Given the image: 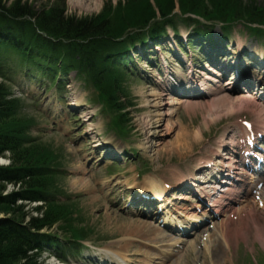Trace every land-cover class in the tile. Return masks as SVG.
Instances as JSON below:
<instances>
[{"label":"rangeland","instance_id":"obj_1","mask_svg":"<svg viewBox=\"0 0 264 264\" xmlns=\"http://www.w3.org/2000/svg\"><path fill=\"white\" fill-rule=\"evenodd\" d=\"M52 1L0 0V4L4 9L23 2L33 7L46 8ZM157 1L130 0L127 3L126 0H65V3L68 16L107 20L111 33H120L122 37L119 38L124 39L126 34L134 29L132 26L127 27L133 19L154 14L150 24L156 20L162 21L159 12L154 11L153 6ZM238 1L242 4L248 0ZM254 1L257 7L264 6V0ZM180 6V3H174V0L162 5L164 11L161 13L165 14L168 20L179 22L178 33L173 35L172 30L168 29L163 36H167L168 42L164 39L166 42L150 49L152 62L135 61L133 70L125 71L113 62L115 58L119 61L123 51L130 52V47H120L119 52L113 54L110 53L111 50L96 44L91 50L97 52L90 55L86 46L87 56L95 59V63L90 67L91 64L84 61L85 54L79 53L82 46L77 45V42L55 41L61 52H68L71 63L68 65L63 62V55L60 53L53 54V59L48 58L47 63L57 67L67 66L66 71L69 70L67 82L59 93L54 91L55 88L47 91V87H42L36 79L25 81L20 75L18 58L12 51L6 50L10 58L4 68L5 72L0 77V86L6 89V98L14 101L16 110L13 109L7 115L2 131L8 129V133H24L25 139L19 150L25 154V160L38 167L40 177L50 192L53 201L42 205V212L52 214L51 218L58 215V218L52 226L44 227L42 231L57 235L61 239L60 234L64 237L70 235V232L67 233L70 228L82 232L85 238L82 242L85 246L81 253H74L72 258H68L72 262L93 264V260L101 259L94 253L103 256L107 250L117 257L115 252L121 250L124 256L120 257H130L131 261L138 260L132 264H264V246L261 242L264 229L263 235L257 236L256 226L251 221L246 222L247 220L240 218L233 219L232 225L226 228L224 237L220 236L216 225L212 229L186 238L183 242H179L181 239L178 236L164 230L163 233H168L169 236L162 242L151 239L152 236L150 239L133 237L136 241L128 249L111 247L108 243L123 233H134L137 226L146 228L148 224L164 229L142 215L143 211L158 209H145L149 204L146 200H140L139 204L133 201L134 197L140 198L146 193L149 194L148 198L152 197V190L149 186L146 187L147 184L151 185L147 182L149 177L161 179L163 185H166L165 196L151 202V205L156 203L154 205L159 208L164 204V208L169 207V212H173L172 207L175 204L178 208L187 205L186 212L193 210L196 199L192 198V192L185 188L182 178L188 177L189 171L196 169L200 157L211 154L213 149L218 147L217 141L240 116L252 115L257 119L256 105L261 107L264 104V71L260 65H255L260 62L261 55L264 57V39L252 35L263 23L256 21L255 17H245L241 12L236 13L242 17L238 18L242 19L241 21L229 23L226 21L236 18L223 14L220 18L226 20L216 21L208 38L201 35L193 38L188 33L191 27L184 25L185 18L182 17L184 14H190L188 18H191V12H183ZM210 6L213 8L212 4ZM202 11H205V8ZM202 16L204 15L197 17L203 18ZM204 23L210 22L204 20ZM227 25L229 29L232 28L230 35L233 38L229 43L230 47L224 48L217 42L222 41L223 28H227ZM260 28L264 29L263 26ZM27 38L29 37L26 36ZM188 40H191L190 43ZM66 45L68 49L63 47ZM233 56H242L244 63L224 66L223 62L227 58L230 61ZM211 70L215 73L212 76L215 81L205 78V73L211 75ZM187 77H190L194 84L186 94L170 86V82L175 79L185 81ZM244 79L249 82L248 87L252 88L248 90L249 93H245L239 84ZM201 83H205L202 85L204 88L199 89L197 86ZM92 85L99 91H93ZM207 88L221 89L217 93H209ZM150 89L162 95L160 99L149 97L150 106H147L142 92H148ZM103 92L105 97L100 99L97 95ZM239 92H244L245 95H240ZM179 97L186 98V103L172 102L173 98ZM233 99H242L246 111L242 113L241 107L232 109ZM153 103H156L155 106H151ZM113 104L122 108L118 109ZM237 105L238 103L235 106ZM150 112L158 113L152 116V119H158V124L143 127V120ZM180 137H185L182 140L184 144L176 151L172 143ZM147 146L149 149L146 152ZM76 155L80 157V166L74 168ZM8 156L10 158L12 155L7 152L0 155V165H7L11 161ZM13 158H16V155ZM81 170L84 173H79ZM176 171L179 172L178 176L172 175ZM89 174L91 178L87 181ZM180 174L182 176H179ZM75 177L85 179L91 188H83L80 186L82 184L74 186ZM126 177L130 187H121L117 196L115 188H111V195L101 189L104 180L121 184L126 181ZM97 181L101 184L96 186ZM18 188L28 189L23 185ZM141 188L149 190L139 191ZM12 190L13 186L6 185L2 194H8ZM179 193L189 198H177ZM253 200L239 205L236 210L242 208L247 211L254 206L256 208ZM129 201L135 210L131 211L132 207L124 206ZM18 204L22 205L23 211L29 216L40 217L39 212H35V203L18 201ZM74 206L76 211L78 209L77 213ZM106 208L111 209L107 212L110 218L102 211ZM262 208L264 207L259 208V216L264 225ZM165 216L167 214L163 209L156 214L157 218L165 221L164 223L169 219ZM182 219L184 220L185 216H181ZM26 221L27 219L24 222ZM122 223L126 224L124 228L120 226ZM174 242L178 245H174ZM168 251L173 253L163 255V252ZM41 257L39 264H49L46 255ZM106 263L110 264L107 260Z\"/></svg>","mask_w":264,"mask_h":264},{"label":"trees","instance_id":"obj_2","mask_svg":"<svg viewBox=\"0 0 264 264\" xmlns=\"http://www.w3.org/2000/svg\"><path fill=\"white\" fill-rule=\"evenodd\" d=\"M129 1L126 0L127 3ZM169 1L172 2V0L156 2L157 11L162 18L164 17L162 22L150 24L148 21L150 16L145 20H142L144 17L133 19L127 27L132 26L138 30L127 35L124 39L119 38L122 37L120 33L119 35L111 33V30H109L111 26L107 20L68 16L65 0H53L46 8L33 7L28 5L27 2H23L10 5L4 9L0 4V55H3V52L12 47L27 46L28 49L34 48L37 53L50 51L52 54L60 53L63 55L62 57L68 58V52H61L55 41L58 43L75 41L77 45L82 46L79 47V53L85 54L91 67L92 63H95V59L88 57L87 54L88 51L90 55L97 52L91 50L96 44L104 46L114 54L119 52L122 45L135 40L138 41L147 34H150L154 39L160 38L163 35L165 25L176 29L175 25L178 22L168 20V17L165 18V14L161 13L164 11L162 5L169 3ZM178 1L183 12L204 15L202 16L204 19L226 20V18H220V16L227 14L233 17L238 16L236 13L241 12L245 17H255L257 18L256 21L264 23V6L257 7L254 0H248L242 4L238 0ZM209 3L212 4L213 8ZM203 8H205V11H202ZM126 11L129 10L126 9ZM9 20L12 21V26L8 25ZM183 21L185 24H189L188 22L198 23L188 17ZM146 26H149L150 29L142 31ZM206 29L201 25H196L194 34H208L209 32ZM26 36L29 38L26 39ZM98 41L102 44L100 45ZM68 45L63 47L68 49ZM71 45L73 46V43ZM86 46H88V51ZM25 60L33 61V58L26 57ZM104 97V92L99 93L100 99ZM113 106L116 107L117 104H113ZM121 108L118 107V109ZM13 109L14 111L16 109L14 101L6 98L5 90L0 86V155L5 152L12 155L9 158L11 161L8 165H0V213H2L0 216V264H39L40 245L44 241L53 240L51 235H47L41 230L44 227L52 226L58 215L56 218H51L52 214L42 212V206L39 205L35 206V212H39L40 217L29 216L27 212L23 211L22 205L18 204V201L25 200L28 202L44 201L42 191L46 190L47 185L40 177L37 167L25 160V154L20 152V135L16 132L8 133V129L2 131L3 121L6 120L7 115ZM14 155H16V158H13ZM7 184L12 185L14 190H17L2 194ZM20 185L28 189L18 188ZM25 218L27 219L26 222H24ZM69 232L70 236L75 234L72 228L68 229L67 233ZM70 236L66 235L65 237Z\"/></svg>","mask_w":264,"mask_h":264},{"label":"bare ground","instance_id":"obj_3","mask_svg":"<svg viewBox=\"0 0 264 264\" xmlns=\"http://www.w3.org/2000/svg\"><path fill=\"white\" fill-rule=\"evenodd\" d=\"M8 25H10V26L13 25L11 20H9ZM21 26H23V25L21 24ZM119 59H123L124 60L125 59V56L121 55V57ZM175 80H179V79L177 78ZM160 95H162V93L157 92L155 90H151V89L148 92H144V91L142 92V96L146 98L144 100V103H146L147 106H150V104H149V101L150 100H148L149 97L156 98V99H160ZM186 101H187V99L182 98V97H179V99L173 98V101L172 102L175 103V104H178V103H186ZM241 101H242V99L241 100H234L233 99L232 100V105H231L232 109L243 107V102H241ZM236 103H238L237 107L235 106ZM155 104L156 103H153V104H151V106H155ZM156 115H158V113H152V112H150L149 114H147L146 119L143 120V127H145L147 125H148V127H152L155 124H158L157 123L158 122V119H152V116H156ZM241 129H243V128L241 127ZM184 138H181L180 137V138H178V139L175 140V143H172V145H175V148L174 149L176 151L178 150V148L180 147V145L184 144V142H182V140H184ZM148 149H149V146L146 147V152L148 151ZM213 155H216V152H213L211 154L206 155L205 158H204V160L200 157L199 160L197 161L198 167L200 165H202V163L204 161L206 163L207 162H210L211 159H212L211 156H213ZM78 159H79V156L76 155V163L74 164V168H77V167L80 166V163H79ZM200 170L201 171L199 173H203L204 169L201 168ZM209 171H210V173H213L214 172V169L210 168ZM262 172H264V170ZM178 174H179L178 171L172 173V175H174V176L175 175L178 176ZM191 175H192V173H191ZM200 175H201V177L200 176H197L196 177V174L194 173L193 174L194 177H191V178H189V176L187 177L188 180H186V182L190 181V182H188V186L189 185L190 186H194V188H191L194 191L198 190L199 182L204 181L205 178H206V176H203L204 174H200ZM179 176H182V174H180ZM147 182L154 186V187L151 186L153 189L155 188V190H163V184H164V182H162L161 179L154 178V177H149ZM183 182H185V181L183 180ZM77 184H79V185L82 184L80 186H82L83 188H86V189L91 188L90 187V184L85 179H83V178L75 177V179H74V186L77 185ZM212 195L213 194L211 193L210 196L207 195L205 197V198H209V200L208 199L206 200V201H208L207 204H210L211 203L210 206L215 207L214 209L211 210V211H213V213L221 212V209L218 206H216V203H219L220 198H218L217 195H215V197L212 196ZM95 198H99V197H95ZM90 205L92 206L93 203H91ZM207 209H208V207H207ZM109 210H111V209H107V208L106 209H102V211L104 212V214L106 216H108V218H110L109 214H107V212ZM132 210H135V209L132 207ZM250 210L251 209H248L247 214L250 215V218H252L251 222L256 226V227L255 226L254 227L257 229V236H262L263 235L262 233H263L264 225H263L262 218L259 216V211H258V209H256L254 211V213L251 214ZM194 214H195V212L193 211L189 215L194 216ZM240 216H242L241 213H240ZM171 220L173 221L174 219L171 218ZM184 225H186V224H177L176 226H184ZM224 225H226V224L223 221H221V222L218 223V231L220 233V236H223V237L225 236V227H224ZM120 226H122L124 228L126 226V224L125 223H122V224H120ZM145 227L146 228H143L142 226H137L135 228L134 233H132V232H130V233H123V234H121L120 237L111 240L110 243H109V245L111 247L113 246V247H119V248H122V249H128V248H131L134 245V242L136 241L133 237L150 239L149 237L152 236L151 239L154 238V239H156L159 242L164 241L165 238L167 237V235L163 233V230L162 229H159V228H157L155 226H150L148 224ZM117 229H119V228H117ZM118 232L120 233V231H118ZM261 242H262V244L264 246V238H263V240H261ZM207 248H209V246H207ZM115 254H118L119 255V258H117L115 260V262L112 263V264H130L129 263L130 262L129 261L130 258H122V257H120V256H124V253L121 250H117L115 252ZM224 263H226V259H224ZM49 264H54V262H49ZM75 264H81V263H75Z\"/></svg>","mask_w":264,"mask_h":264}]
</instances>
